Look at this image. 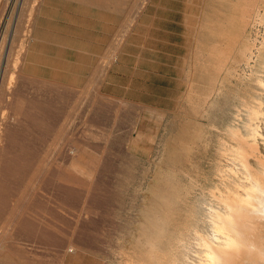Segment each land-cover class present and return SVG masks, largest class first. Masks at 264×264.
<instances>
[{
    "label": "rangeland",
    "instance_id": "374dc122",
    "mask_svg": "<svg viewBox=\"0 0 264 264\" xmlns=\"http://www.w3.org/2000/svg\"><path fill=\"white\" fill-rule=\"evenodd\" d=\"M263 14L264 0H0L17 73L0 88V264H195L244 176L236 149L256 139L251 168L264 159Z\"/></svg>",
    "mask_w": 264,
    "mask_h": 264
},
{
    "label": "bare ground",
    "instance_id": "6f19581e",
    "mask_svg": "<svg viewBox=\"0 0 264 264\" xmlns=\"http://www.w3.org/2000/svg\"><path fill=\"white\" fill-rule=\"evenodd\" d=\"M79 1H81V0H79ZM14 2L16 3V1H14ZM249 11L251 12V8ZM261 16H262V14H261ZM30 28L31 27H29V29ZM2 48L3 47L1 46L0 47V88L4 84H7L8 88H11L12 83L15 81V78L17 75L15 76V73H16L15 70L9 69L10 60H9V57L7 55H5V52L3 53ZM28 54H30V53H28ZM17 59H18V55H17ZM17 59L15 61L16 64L18 63ZM35 59L36 58H34V60ZM31 60L33 61V58ZM260 112H261L260 107H252V109H251V113L253 114V116L254 115H256V116L260 115ZM13 118H12V121H14ZM0 119L2 120L1 123H3V122L5 123L7 121L6 117L3 115L1 116ZM251 126H252V124H251ZM247 128H249V127H247ZM255 129L257 130V128H255ZM258 131H259V128H258L257 132ZM250 133H252V129H251ZM248 134H249V132H248ZM255 134H256V131H255ZM237 135H238V133H237ZM247 136H249V135H247ZM244 137H243V139H245V140H248V138H249L248 137L246 139ZM0 139H1V134H0ZM254 141H256V139H254ZM254 141H251L252 143H249L250 141L244 142L242 144L241 148L239 147L238 149H236V155L234 158L237 159L236 162L239 161L241 163V165H240L242 167L241 172L243 173L244 176L242 175L243 177L241 176L242 177L241 182L239 181V183H236L235 187L229 189L228 194L224 195V197L221 199L222 200L221 202H223L222 204H224V205H222V206H224V211L220 212V211L216 210V212H215L214 209H212V211L215 212L213 214V218L211 217L212 218L211 228L213 230V235L212 236H209V235L206 236L205 235L203 237H200V239H198V241H200V240L202 241L201 246L203 247V249H202V253H200L201 256L198 255V253H196L198 255V257H200V258L195 264H264V238H263L264 234H262V232H264L262 230V228L264 226V159L259 155L261 157V158L259 157V159L257 158L258 163H259V168L258 169H252L251 168L250 162H249L250 161L249 156H250L252 151H250L249 149L250 148H251V150H253L255 148L257 149V146H256ZM240 142H243V141H240ZM244 145H246L247 147ZM254 152L255 151H253L252 155H255ZM257 157H258V155H257ZM235 169H238V168H235ZM232 172H236V171L234 169H232ZM226 173H227V171H226ZM232 174L230 173V175H232ZM219 195H221V193H219ZM216 199L219 200L218 198H216ZM217 203H218V201H217ZM219 204H220V202H219ZM211 206H213V205H211ZM211 208H213V207H211ZM209 215H210V211H209L208 216ZM207 224H209V222ZM198 244H200V243H198ZM197 249L199 250V248H197ZM196 250H195V252H197ZM67 252H68V247L64 249V251H63L64 255H66ZM69 252L72 253V251H69ZM183 261H184V259H183ZM191 263H193V262H191ZM170 264H172V263H170Z\"/></svg>",
    "mask_w": 264,
    "mask_h": 264
}]
</instances>
